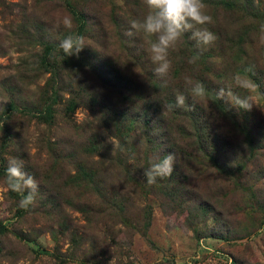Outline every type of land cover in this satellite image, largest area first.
<instances>
[{
	"label": "rangeland",
	"instance_id": "obj_1",
	"mask_svg": "<svg viewBox=\"0 0 264 264\" xmlns=\"http://www.w3.org/2000/svg\"><path fill=\"white\" fill-rule=\"evenodd\" d=\"M202 3L216 40L197 47L184 35L169 54L165 98L185 96L218 135L208 141L216 151L198 150L188 122L170 114L174 170L148 185L162 146L109 113L120 106L115 74L161 80L144 38L126 35L146 11L141 0H0V264H264V0ZM72 34L85 47L61 61L58 44ZM44 47L59 77L52 59L41 61ZM236 74L255 87H237ZM186 77L205 97H193ZM221 88L252 109L218 99ZM12 159L38 184L28 210L18 206L27 193L5 182Z\"/></svg>",
	"mask_w": 264,
	"mask_h": 264
},
{
	"label": "clouds",
	"instance_id": "obj_2",
	"mask_svg": "<svg viewBox=\"0 0 264 264\" xmlns=\"http://www.w3.org/2000/svg\"><path fill=\"white\" fill-rule=\"evenodd\" d=\"M142 6L146 10L142 17L133 19L129 23L128 37L141 35L148 45L147 51L153 64L156 65L155 74L161 78V87L168 86V74L172 68L169 59L171 51L177 50V45L185 34L191 33V39L196 41V46L211 45L216 36L208 30L207 25L212 23V17L205 12V5L202 0H141ZM64 26L72 28L70 19L64 20ZM261 41L264 42V26L261 27ZM85 47V38L72 34L62 39L58 44V49L62 55L57 58L61 61L64 57L78 56ZM196 57L188 60L189 64L195 63ZM237 87L249 90L254 88L253 83L246 77L236 74L233 77ZM186 82L191 85V93L194 98H203L206 95L204 85L199 82L193 83L186 77ZM225 96L231 97L235 104L245 110L250 111L253 104L249 97L241 98L233 95L229 91L221 88L217 92L218 99ZM186 98L184 95L176 97V107L184 108ZM175 156L172 153L166 155L162 160L153 162L144 172V177L148 185L156 183L157 178L170 177L174 170ZM5 182L8 190L15 193H27L19 202V208L28 210L35 204V196L38 191V184L35 179L22 171V163L16 159L9 161L6 169Z\"/></svg>",
	"mask_w": 264,
	"mask_h": 264
},
{
	"label": "trees",
	"instance_id": "obj_3",
	"mask_svg": "<svg viewBox=\"0 0 264 264\" xmlns=\"http://www.w3.org/2000/svg\"><path fill=\"white\" fill-rule=\"evenodd\" d=\"M47 50L48 47H44V51L41 56L42 58L41 61L46 62L47 59H52L53 63H55L56 61L54 56L50 55L54 53V49L48 50L49 52ZM65 61L67 63V66L65 68L69 69L70 68L69 61L68 60ZM53 63L48 61V64H53ZM39 64H41L40 68L42 70V63L39 62ZM55 64L56 65L54 67L55 70L54 77L55 76L59 77L62 74L63 69L59 66V64L57 63ZM252 72L253 69L251 70V73ZM113 80L116 82V84L110 85V88H112L113 92L115 93V96H117L118 99L120 100V106L117 107V109L109 108L110 109L109 113L113 116L118 115L119 117H121L122 122L126 120L128 126H132L134 130L143 129V131L145 132L144 133L145 138L147 139L151 137L153 138V141H155L156 145L154 144V147L156 146L159 147L160 145L162 146L160 152V156L162 157V159L167 155V153H172L175 155L177 154L175 150L176 147L174 148L172 147L173 138L171 140V143H169L172 133L167 130V123L168 121L169 122L174 121L173 118L168 119V116H170V114L177 116L178 119L180 120L182 118L183 121L188 122V128H189L188 134H191L193 139L194 140L196 139L198 141V146H197L198 150L205 152L207 155H210L211 152L216 151L214 150V145L208 143V141L210 140V138H212V140L216 139L218 135L210 129V125L208 121H205L203 117L199 116L198 113L194 111V109L192 108L193 105L189 101L185 102L184 108H178L175 106L176 99L170 97L169 100L166 99L167 97L165 98V95H166L167 87L165 89H162L161 87L162 80H158L157 82L154 81L151 86L149 82H148L149 85L143 86L142 83L136 81V79L131 80L129 77H122V76L119 77L118 74H115L113 76ZM148 86H149L148 91H150V94L147 93L145 96H139L142 95L141 90L147 89ZM135 87H138V89H136ZM66 94L68 95V99L65 100V103L67 104L66 109L68 110L69 106L72 107L71 97H69V94L71 95V92L69 91ZM45 96L46 93L42 95L43 98ZM136 99H138L137 102H135ZM153 101H157V102H153ZM157 103L162 104L160 108H162L166 112V116L163 115L162 109L160 110L159 108L160 104L158 106ZM43 118L46 119L47 115H43ZM158 131H160L161 133L160 136L159 137L156 135L153 136ZM116 132L117 135L115 136V139L121 141L119 145L126 146V142H125L126 139L124 140L121 135L122 130L118 129ZM182 132L183 134H185V131ZM157 139L160 140L158 143H157ZM203 139L204 141H206L207 139V142L206 143L199 142L202 141ZM147 143L151 144V141H147ZM88 148L93 149L94 147L93 145H90ZM171 148H173V150H171ZM216 166L220 167V165H216ZM220 168L225 170L226 166L221 165Z\"/></svg>",
	"mask_w": 264,
	"mask_h": 264
}]
</instances>
